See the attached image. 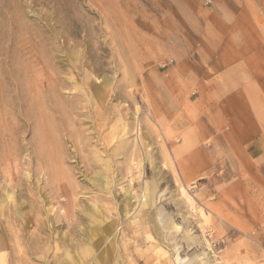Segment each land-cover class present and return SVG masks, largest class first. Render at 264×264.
<instances>
[{"label":"rangeland","instance_id":"1","mask_svg":"<svg viewBox=\"0 0 264 264\" xmlns=\"http://www.w3.org/2000/svg\"><path fill=\"white\" fill-rule=\"evenodd\" d=\"M236 1L0 0V264H264V155L195 76Z\"/></svg>","mask_w":264,"mask_h":264},{"label":"crops","instance_id":"2","mask_svg":"<svg viewBox=\"0 0 264 264\" xmlns=\"http://www.w3.org/2000/svg\"><path fill=\"white\" fill-rule=\"evenodd\" d=\"M263 9L259 4L250 5L247 0H237L227 7L216 6L213 14L218 22L224 20V14H229L228 36L220 30L218 37L211 40L214 53L206 61L207 66L201 65L195 70L199 88L205 90L211 86L217 93L214 126L218 131L224 126L227 130L215 134L216 137L223 136L229 151L244 150L249 157L264 155V133L261 131L264 114L252 111V100L260 102L264 110V37L251 24V14L264 13ZM189 20L196 25L202 23L198 16L189 17ZM260 24L257 23V27H264ZM244 29L253 31L252 38L247 37ZM211 76L210 85L205 84L203 79ZM251 94L256 96L252 98Z\"/></svg>","mask_w":264,"mask_h":264},{"label":"bare ground","instance_id":"3","mask_svg":"<svg viewBox=\"0 0 264 264\" xmlns=\"http://www.w3.org/2000/svg\"><path fill=\"white\" fill-rule=\"evenodd\" d=\"M57 77V76H56ZM58 78V77H57ZM56 78V79H57ZM57 80H59V79H57ZM39 84H41V83H39ZM44 86V85H43ZM41 87V86H40ZM49 87V86H48ZM51 87V86H50ZM49 89H51V88H49ZM41 90V89H40ZM43 91V90H42ZM50 92V91H49ZM48 91L47 92H45L44 93V91H43V94H44V99L42 100V101H44L45 102V104H44V107L42 108L41 107V109H40V112H39V117H42V118H44V119H46L47 118V120L49 119V114L47 113V110H49V109H51V110H53V111H58L59 109H58V105H57V102H55L51 97V95L52 94H50ZM41 93V92H40ZM17 97V96H16ZM42 97V96H41ZM54 98V97H53ZM61 102V101H60ZM42 103V102H41ZM37 104H39L38 103V101H36V102H34V103H31V105H30V108H29V110L28 111H26L27 113V115H29L30 117L32 116V114H34L33 113V109H34V107L37 105ZM38 107V106H37ZM49 112V111H48ZM60 112H62V111H60ZM61 114H63V113H61ZM33 117V116H32ZM51 117V116H50ZM52 118V117H51ZM63 118V117H62ZM62 118H61V120H62ZM57 119V118H56ZM59 119V122H55V123H53V126H54V128L56 127L57 128V126H59V124L61 125V120H60V118H58ZM57 119V120H58ZM56 120V121H57ZM49 121H50V119H49ZM59 123V124H58ZM44 125L45 124H41V129H45L44 128ZM40 126V125H39ZM65 127V126H64ZM52 129V128H51ZM58 129V128H57ZM40 131V130H39ZM62 131V130H61ZM66 134H69L68 132L66 133ZM65 134H63V136H64ZM70 135V134H69ZM66 136H68V135H66ZM195 244V243H194ZM93 256V255H92ZM96 258V257H95ZM209 261V260H208ZM228 261V260H227ZM198 263V262H197ZM196 263V264H197ZM226 264V263H225Z\"/></svg>","mask_w":264,"mask_h":264}]
</instances>
